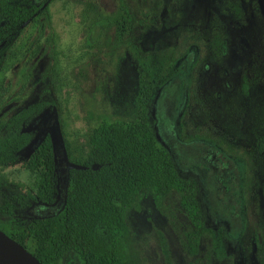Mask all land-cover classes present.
<instances>
[{
  "label": "rangeland",
  "instance_id": "obj_1",
  "mask_svg": "<svg viewBox=\"0 0 264 264\" xmlns=\"http://www.w3.org/2000/svg\"><path fill=\"white\" fill-rule=\"evenodd\" d=\"M121 1L133 16L124 42L116 37ZM31 3L15 2L43 7L0 48V139L23 108L41 101L54 105L27 127L32 142L20 162L0 168V205L11 196L40 193L43 170L31 167L30 159L44 134L55 135L65 174L69 162L86 160L101 124L145 121L195 193L207 233L192 253L188 233L194 225L182 204L184 191L144 192L127 214L122 242L129 262L264 264V0ZM177 58L182 74L162 87H154L138 63ZM142 85L149 89L147 100L140 99ZM216 148L235 165L228 193L211 158L206 160V151ZM65 191L61 184L56 205L34 203L15 213L32 256L37 241L31 230L59 209ZM0 222L11 219L0 215ZM220 231L228 235L226 255L215 246ZM64 264L80 262L72 256Z\"/></svg>",
  "mask_w": 264,
  "mask_h": 264
},
{
  "label": "trees",
  "instance_id": "obj_2",
  "mask_svg": "<svg viewBox=\"0 0 264 264\" xmlns=\"http://www.w3.org/2000/svg\"><path fill=\"white\" fill-rule=\"evenodd\" d=\"M16 1L0 0V48L14 31L33 21L43 7L40 4L26 9L16 5ZM21 1L33 4L32 0ZM116 15V37L124 42L133 30V16L124 1ZM138 63L154 87L168 85L183 70L182 59L178 58L163 65H154L149 59H138ZM148 90L142 85L141 100ZM51 105L53 101L32 103L8 120L6 135L0 139V168L20 162L21 152L32 142L27 127ZM57 145L55 135L48 133L33 145L30 166L41 168L44 177L38 196L19 195L13 200L11 196L0 205V215L11 219L0 222V230L27 250L26 231L17 222L15 213L18 209L29 210L34 203L54 205L61 184L66 187L59 209L31 230L32 233L35 229L37 241L36 250L31 253L40 263L64 264L66 258L74 256L80 264H131L124 254L122 238L128 229L127 214L144 192L166 196L174 190L184 191L182 204L194 225L188 233V244L192 253L197 252L207 229L195 193L181 180L172 156L156 142L145 121L101 124L91 136L86 160L69 162L65 174ZM226 238L228 235L223 231L215 236L216 249L222 255H226Z\"/></svg>",
  "mask_w": 264,
  "mask_h": 264
},
{
  "label": "water",
  "instance_id": "obj_3",
  "mask_svg": "<svg viewBox=\"0 0 264 264\" xmlns=\"http://www.w3.org/2000/svg\"><path fill=\"white\" fill-rule=\"evenodd\" d=\"M11 245L16 247L13 254L8 253ZM0 264H42L20 244L0 230Z\"/></svg>",
  "mask_w": 264,
  "mask_h": 264
},
{
  "label": "flooded vegetation",
  "instance_id": "obj_4",
  "mask_svg": "<svg viewBox=\"0 0 264 264\" xmlns=\"http://www.w3.org/2000/svg\"><path fill=\"white\" fill-rule=\"evenodd\" d=\"M206 160L209 162L210 158L211 161L213 162L212 167L220 173V183L223 184V190L224 192L228 193L229 192V186L227 183L232 182L233 175L230 173L231 167L235 166L233 162H231L227 156H225L221 151L215 149V150H207L206 151ZM57 202L54 204L56 205ZM47 206V205H44ZM53 206V205H52Z\"/></svg>",
  "mask_w": 264,
  "mask_h": 264
},
{
  "label": "bare ground",
  "instance_id": "obj_5",
  "mask_svg": "<svg viewBox=\"0 0 264 264\" xmlns=\"http://www.w3.org/2000/svg\"><path fill=\"white\" fill-rule=\"evenodd\" d=\"M9 254H13L16 250V247L14 245H11L10 248L7 250Z\"/></svg>",
  "mask_w": 264,
  "mask_h": 264
}]
</instances>
